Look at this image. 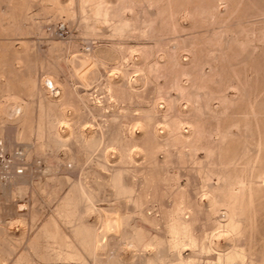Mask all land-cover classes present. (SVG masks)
<instances>
[{"label": "rangeland", "instance_id": "obj_1", "mask_svg": "<svg viewBox=\"0 0 264 264\" xmlns=\"http://www.w3.org/2000/svg\"><path fill=\"white\" fill-rule=\"evenodd\" d=\"M0 142V264H264V0H0Z\"/></svg>", "mask_w": 264, "mask_h": 264}, {"label": "built area", "instance_id": "obj_2", "mask_svg": "<svg viewBox=\"0 0 264 264\" xmlns=\"http://www.w3.org/2000/svg\"><path fill=\"white\" fill-rule=\"evenodd\" d=\"M21 152L17 149L8 152L0 142V182L21 172Z\"/></svg>", "mask_w": 264, "mask_h": 264}, {"label": "bare ground", "instance_id": "obj_3", "mask_svg": "<svg viewBox=\"0 0 264 264\" xmlns=\"http://www.w3.org/2000/svg\"><path fill=\"white\" fill-rule=\"evenodd\" d=\"M84 60V59H83ZM81 62V61H80ZM135 79V78H134ZM48 80H46V82H47ZM49 85H51V88H52V82H50L49 83ZM55 90V89H54ZM53 91V90H52ZM57 92V91H56ZM57 94V93H56ZM20 106H15L14 107V112H19L20 111ZM17 114H15V116H16ZM21 172H22V168H21ZM16 175H18V174H13L10 178H8L6 181H2V182H7V181H9L10 179H12L14 176L16 177ZM2 182H0V183H2ZM108 221V220H107ZM111 221V220H110ZM113 225H115V222H113V223H107L106 224V230L107 229H109L111 226H113ZM105 231V230H104ZM103 233H101V235H100V237L98 238V241H100L101 240V238L103 237ZM102 242H99L98 244H97V247H101L102 246Z\"/></svg>", "mask_w": 264, "mask_h": 264}]
</instances>
